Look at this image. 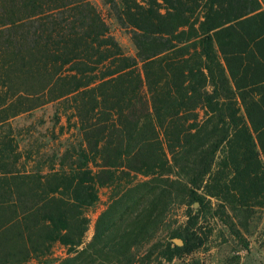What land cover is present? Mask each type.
I'll return each instance as SVG.
<instances>
[{"label":"trees","instance_id":"16d2710c","mask_svg":"<svg viewBox=\"0 0 264 264\" xmlns=\"http://www.w3.org/2000/svg\"><path fill=\"white\" fill-rule=\"evenodd\" d=\"M145 5H117L130 57L88 0H0V55L14 54L1 87L25 79L28 99L68 103L77 139L28 167L31 153L20 165L11 131L0 134V264H199L185 256L205 245L208 218H227L244 243L264 209L261 3ZM101 188L108 202L85 243ZM55 243L64 258H47Z\"/></svg>","mask_w":264,"mask_h":264},{"label":"rangeland","instance_id":"374dc122","mask_svg":"<svg viewBox=\"0 0 264 264\" xmlns=\"http://www.w3.org/2000/svg\"><path fill=\"white\" fill-rule=\"evenodd\" d=\"M122 1L124 0H88L101 15L109 34L115 38L123 53L133 57L136 51L130 33L121 27L116 18V10L121 7L117 5H120ZM137 1L140 5L146 6V0ZM259 2L264 11V0H259ZM1 44L2 42H0ZM26 45L32 48V42H26ZM26 53L29 54L27 51ZM13 58L14 54L7 52L0 55V62L6 64ZM25 69L27 67H24ZM1 83H3V78L0 73ZM5 85L6 88L0 85V120L9 119L8 127H5L6 129L4 128L0 134L11 131L18 143V152L23 156L19 161L20 165L23 163V158L26 157V152L31 153L30 159L27 160L28 167H37L43 160L50 159L57 152L64 151L69 144L76 142V131L72 129L75 119L72 111L68 109L70 106L68 103L49 102L48 97L28 99L30 98L26 94L28 93V82H25V79L7 82ZM13 94L15 97L11 100ZM66 108L67 112H65ZM25 110L28 111L21 113ZM15 114L19 115L12 117ZM108 195L109 190L101 188L99 202L86 213L90 224L85 234V243L90 242L94 235L95 222L107 205ZM184 212L185 207L175 209L173 214L176 215L174 218L177 224L184 222ZM219 219L227 222V218L220 217V215L219 218L207 219L202 229L207 238L205 245L199 251L185 256V261L198 262L199 264H264V209L256 211L250 221L247 233L243 232L242 234L244 243L248 245L247 249L242 247L244 243L240 242ZM173 242L176 244L175 239ZM65 256L66 249L59 243H55L50 248L47 258L56 260ZM44 260L32 258L27 264H44ZM181 261L174 260L172 263L164 264H179Z\"/></svg>","mask_w":264,"mask_h":264},{"label":"water","instance_id":"95a60500","mask_svg":"<svg viewBox=\"0 0 264 264\" xmlns=\"http://www.w3.org/2000/svg\"><path fill=\"white\" fill-rule=\"evenodd\" d=\"M176 244L181 245V241L179 239L175 240Z\"/></svg>","mask_w":264,"mask_h":264}]
</instances>
